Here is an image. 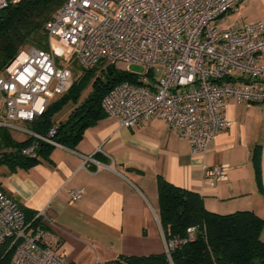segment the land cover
Segmentation results:
<instances>
[{
    "label": "built area",
    "instance_id": "obj_1",
    "mask_svg": "<svg viewBox=\"0 0 264 264\" xmlns=\"http://www.w3.org/2000/svg\"><path fill=\"white\" fill-rule=\"evenodd\" d=\"M25 0H0V11ZM242 0H67L47 23L49 50L30 47L0 74V128L19 130L60 147L48 137L22 128L44 116L52 101L73 86L66 66L76 60L86 71L99 65L141 66L137 83L116 86L102 101L105 113L124 128L152 119L164 121L192 153L203 154L217 135L232 127L227 104H264V22H217ZM53 40L70 47L64 55ZM37 142L22 150L35 157ZM92 158H85V164ZM213 181L226 176L223 166L206 172ZM83 190L71 192L79 200ZM43 212L28 222L23 206L0 189V264H68L56 253L44 229ZM191 236L194 229H190ZM179 240L167 242L166 253ZM12 254L10 261L7 256ZM106 264V263H96Z\"/></svg>",
    "mask_w": 264,
    "mask_h": 264
},
{
    "label": "crops",
    "instance_id": "obj_2",
    "mask_svg": "<svg viewBox=\"0 0 264 264\" xmlns=\"http://www.w3.org/2000/svg\"><path fill=\"white\" fill-rule=\"evenodd\" d=\"M256 21L264 22V0H242L217 27ZM258 64L264 66V53ZM224 115L232 127L197 155L160 119L124 128L107 115L75 149L56 147L49 160L30 168H3L0 182L27 219L44 213V229L68 264H114L122 256L162 254L160 177L199 193L209 212L249 211L264 219V104L230 101ZM87 157L92 162L85 164ZM217 166L226 176L213 181L206 172ZM73 190L84 191L77 201Z\"/></svg>",
    "mask_w": 264,
    "mask_h": 264
},
{
    "label": "trees",
    "instance_id": "obj_3",
    "mask_svg": "<svg viewBox=\"0 0 264 264\" xmlns=\"http://www.w3.org/2000/svg\"><path fill=\"white\" fill-rule=\"evenodd\" d=\"M66 1L25 0L0 11V74L23 50L30 47L49 50L46 25ZM137 80L134 73L105 63L84 71L64 97L30 124L31 131L48 137L56 124L54 116L72 103L73 111L66 121L58 123L53 140L75 149L84 133L107 116L102 108L105 96L116 86L125 82L137 83ZM90 86L91 92L81 101ZM35 142L38 144L36 156L22 155V150ZM55 148L34 137L17 141L8 129L0 128V177L3 168L15 171L30 168L42 159L49 160ZM0 189L4 190L1 182ZM158 190L159 219L165 240H179L178 245L169 255L165 252L150 256H122L114 264H264L263 218L249 211L230 215L209 212L199 193L176 187L161 177ZM190 229H194L193 236ZM11 258L12 254H9L6 261Z\"/></svg>",
    "mask_w": 264,
    "mask_h": 264
},
{
    "label": "rangeland",
    "instance_id": "obj_4",
    "mask_svg": "<svg viewBox=\"0 0 264 264\" xmlns=\"http://www.w3.org/2000/svg\"><path fill=\"white\" fill-rule=\"evenodd\" d=\"M221 27H225V25L222 24ZM53 42L56 45V47L62 51V53L64 55H66L67 53L70 52V47L66 43H64V42H62L60 40H53ZM66 66L73 72V75H74L73 84L76 81V79L79 78L80 76H82L83 72L86 71V70H84V69H82L80 67L79 63L76 60H74L73 62H70ZM115 67L118 68V69H120V70H126V68L124 66H122V65L121 66H115ZM130 71L132 73H136V74H143L144 73V69L141 66H137V65L131 66L130 67ZM91 90H92V87L91 86L85 90V92L82 95L81 101H83L87 97V95L91 92ZM65 95H63V96L57 98L56 100L52 101L51 104H50V106L52 104L56 103L57 101H59ZM71 109L73 111V109H74L73 104L72 103L67 104L59 113H57L54 116L55 123L58 124V123H60L59 121H62V122L63 121H66L67 118H68L67 115L69 114V112L71 111ZM19 125L22 128L26 129V130H30L31 129V125L30 124H27V123H20ZM10 132L15 137V139L17 141H24L29 136L28 134H26V133H24L22 131H19V130L18 131L17 130H11ZM262 238L264 240V232L262 234Z\"/></svg>",
    "mask_w": 264,
    "mask_h": 264
},
{
    "label": "water",
    "instance_id": "obj_5",
    "mask_svg": "<svg viewBox=\"0 0 264 264\" xmlns=\"http://www.w3.org/2000/svg\"><path fill=\"white\" fill-rule=\"evenodd\" d=\"M15 59H16V58H15ZM15 59H14V60H15ZM14 60H13V61H14ZM13 61H12V62H13ZM12 62H11V63H12ZM10 65H11V64H10Z\"/></svg>",
    "mask_w": 264,
    "mask_h": 264
}]
</instances>
